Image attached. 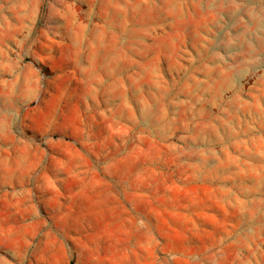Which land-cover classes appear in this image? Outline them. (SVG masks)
I'll return each instance as SVG.
<instances>
[{
  "label": "rangeland",
  "instance_id": "rangeland-1",
  "mask_svg": "<svg viewBox=\"0 0 264 264\" xmlns=\"http://www.w3.org/2000/svg\"><path fill=\"white\" fill-rule=\"evenodd\" d=\"M0 264H264V0H0Z\"/></svg>",
  "mask_w": 264,
  "mask_h": 264
}]
</instances>
